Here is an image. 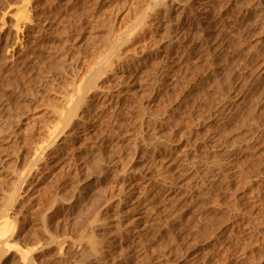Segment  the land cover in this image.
Here are the masks:
<instances>
[{"label": "rangeland", "instance_id": "rangeland-1", "mask_svg": "<svg viewBox=\"0 0 264 264\" xmlns=\"http://www.w3.org/2000/svg\"><path fill=\"white\" fill-rule=\"evenodd\" d=\"M2 214L0 264H264V0H0Z\"/></svg>", "mask_w": 264, "mask_h": 264}, {"label": "bare ground", "instance_id": "bare-ground-1", "mask_svg": "<svg viewBox=\"0 0 264 264\" xmlns=\"http://www.w3.org/2000/svg\"><path fill=\"white\" fill-rule=\"evenodd\" d=\"M24 8H25V9H24ZM24 8H23V9H24V12L26 13V15H28L27 11H25L26 8H28V7L25 6ZM23 9H22V10H23ZM22 10H21V11H22ZM147 10H148V9H147ZM147 10H146V11H147ZM152 11H153V10H152ZM24 12H21V13H23V14H21V15H19V14H17V13H16L17 15L15 14L17 17L20 16L18 19H16V18H17L16 16L14 17V18L17 20V24H18V23L20 24L19 21H21V20H23V21H24V20H27L26 17H25L26 15H25ZM153 12H154V11H153ZM18 13H19V11H18ZM154 14H155V13H153V15H154ZM22 15H25V16H22ZM202 15H204V14H202ZM147 16H149V15L146 14V16H145V14H144V17L142 18V20H141V21L137 24V26L135 27V33H136V32H137V33L135 34V33H134V30H132L133 32L131 31V32L129 33V37H131L132 35L135 34L136 39L139 37V38H142V39H141L142 41H143V39H144L143 37H146L145 40L148 42L147 46L150 45V47H152V48L154 49L153 46H154V44H156V43H154L155 40H152L151 37L148 38V37H149L150 35H152V34L149 33V34H150V35H149V34H148L149 31L147 32V29H148V28H149V29H153V28H152L153 26L150 27V24H148V25H149V27H148V26H147V22L145 23V19H147ZM27 17H28V16H27ZM22 18H23V19H22ZM20 19H21V20H20ZM206 19H207V18H206ZM28 20H29V18H28ZM28 20H27V21H28ZM148 20H149V19H148ZM28 22H29V21H28ZM28 22H27V23H28ZM21 23H24V22H21ZM149 23H150V22H149ZM151 23H152V22H151ZM19 24H18V26H17V28H16L17 31H18V30L20 31V28H21V27H19ZM161 24H162V23H161ZM24 25H25V24H24ZM152 25H153V24H152ZM154 25H155V24H154ZM159 26H160V25H159ZM147 27H148V28H147ZM155 27H156V26H155ZM155 27H154V28H155ZM146 28H147V29H146ZM22 30H23V29H22ZM19 31H18V32H19ZM156 31H157V30H156ZM18 32H17V34H18ZM15 33H16V32H15ZM164 33H165V32H164ZM166 33H167V32H166ZM153 34H154V33H153ZM156 34H157V33H156ZM148 35H149V36H148ZM162 36H164V38L162 37L163 39L161 38L163 41H164L166 38H167L166 40H169V39H168V37H169L168 35H166V36H165V35H162ZM139 38H138V39H139ZM154 38H155V37H154ZM154 38H153V39H154ZM138 39H137V40H138ZM145 40H144V41H145ZM158 40H160V39H158ZM128 41H129V40H128ZM160 41H161V40H160ZM160 41H159V42H160ZM169 41H170V40H169ZM169 41H168V42H169ZM173 41H174V40H173ZM147 42H146V43H147ZM159 42H157V43L159 44ZM171 42H172V40H171ZM146 43H144V44H146ZM172 43H173V42H172ZM158 44H157V45H158ZM169 46H170V45H169ZM145 47H146V46H145ZM158 47H159V46H158ZM170 47H171V46H170ZM147 49H148V47H147ZM149 49H150V48H149ZM144 50H146V48H144L143 51H144ZM159 50H160V49H159ZM169 50H171V48H169ZM153 54H154V53H153ZM150 56L152 57L151 54H150ZM157 56H158V55H157ZM104 59H105V58H104ZM145 59H146V58H145ZM101 60H102V59H101ZM147 61H148V60H147ZM99 62H100V61H99ZM161 62H162V61H161ZM166 66H167V65H166ZM162 67H163V66H162ZM167 67H168V66H167ZM169 68H170V67H169ZM166 69H167V68H166ZM163 70H164V68L162 69V71H163ZM162 71H161V72H162ZM165 73H167V72H165ZM132 76H133V75H132ZM127 77H128V76H127ZM161 77H162V75H161ZM165 77H166V76H165ZM132 81H133V80H132ZM77 85H78V84H77ZM74 86H75V85H74ZM78 86H79V85H78ZM75 87H76V86H75ZM79 87H80V86H79ZM79 89H81V88H79ZM79 89H76V90H79ZM79 91H80V90H79ZM75 92H76V91H75ZM87 93H88V92H87ZM75 94H76V93H75ZM77 94H78V95L80 94L81 99H82V95H81V93H78V91H77ZM77 94H76V95H77ZM84 94H85V92H84ZM76 95H74V97H76ZM78 95H77V96H78ZM70 97H71V95H70ZM71 98H73V97H71ZM78 98H79V96H78ZM81 99L79 98L78 100H81ZM84 99H85V98H84ZM84 99H82V100H84ZM67 100H68V99H67ZM69 101L71 102L70 104L72 105V101L74 102L75 100L73 99V100L71 101L70 98H69ZM69 101H68V102H69ZM70 104H69V106H70ZM69 106H68V107H69ZM75 106L78 107V105H75ZM68 107H67V108H68ZM71 107H72V106H70V109H71ZM67 108L65 109L66 112H67V110H68ZM73 108H74V104H73ZM75 108H76V107H75ZM70 109H69V111L67 112V113L69 114V116H68L67 114H65V113H66V112H65L64 114L67 115V116L65 117V115H62L63 117L61 116V119L65 117V118H66V121H67V120H68L67 118L69 117V120H70V117H71V115H70V114H71V113H70L71 110H70ZM72 110H74V109H72ZM72 112H73V111H72ZM58 114H59V113H58ZM61 114H62V112H61ZM65 118H64V120H65ZM71 119H72V118H71ZM69 120H68V121H69ZM60 121H63V119L60 120ZM55 129H56V128H54V130H55ZM52 130H53V129H52ZM56 130H57V129H56ZM50 131H51V130H50ZM49 133H50V132H49ZM49 133H48V134H49ZM52 133H54V132H52ZM52 133H51V134H52ZM55 134H56V132H55ZM55 134H54V135H55ZM50 136H52V135H50ZM255 136H256V135H255ZM58 137H59V134H58ZM253 137H254V136H253ZM256 137H257V136H256ZM52 138H53V136H52ZM55 138H56L55 140H57V136H55ZM251 138H252V137H251ZM52 140H53V139H52ZM52 142H53V144L55 143V141H52ZM49 144H50V143H49ZM53 144H52V145H53ZM209 146H210V145H209ZM234 147H235V146H234ZM50 148H51V147H50ZM37 149H39V148H37ZM234 149H235V148H234ZM211 150H212V149H211ZM229 150H231V149H229ZM240 150H241V149H240ZM35 151H36V150H35ZM36 152H39V151H36ZM44 152H45V151H44ZM44 152H42V153H44ZM47 152H48V151H47ZM231 152H232V150H231ZM227 153H228V152H227ZM229 153H230V152H229ZM236 153H237V152H236ZM35 154H37V153H35ZM45 155H46V154H45ZM45 155H43V156L46 157ZM198 155H199V154H198ZM201 155H202V154H201ZM226 155H227V154H226ZM38 157H39V156H38ZM230 157H231V155H230ZM233 157H234V156H233ZM233 157H232V158H233ZM199 158H200V157H199ZM201 158H202V159H201ZM201 158H200V159H201V162H202V160L204 159V160H203L204 164L206 163V164L210 167V170L212 169V173H214L213 171H215V169H214L215 167H216V169L219 168V167H217V166H218L217 164H218V162H219V159H218V158H219V154H218V153L205 154V155H203ZM227 158H228V157H227ZM227 158H226V159H227ZM196 159H197V158H195V160H196ZM200 159H199V160H196V162H197V161H200ZM227 160H228V159H227ZM227 160H225V162H226ZM201 162H199V163H201ZM203 162H202V163H203ZM225 162H224V163H225ZM230 163H231V162H230ZM204 164H203V165H204ZM207 165H206V166H207ZM216 165H217V166H216ZM208 166H207V167H208ZM220 166H221V165H220ZM222 168H223V167H222ZM222 168H221V169H222ZM36 169H37V168H36ZM204 169H205V168H204ZM207 169H208V168H207ZM207 169H206V170H207ZM223 169H224V168H223ZM34 170H35V168H34ZM208 170H209V169H208ZM210 170H209V171H210ZM35 171H36V170H35ZM204 171H205V170H204ZM219 171H220V170H219ZM221 171H222V170H221ZM36 172H37V171H36ZM207 172H208V171H207ZM210 172H211V171H210ZM215 172H216V171H215ZM217 172H218V170H217ZM223 172H224V171H223ZM223 172H222V173H223ZM31 173H32V172H31ZM31 173H30V174H31ZM205 173H206V171H205ZM219 173H221V172H219ZM224 173H225V172H224ZM27 175H28V174H27ZM206 175H207V174H206ZM30 176H31V175H30ZM25 183H26V182H25ZM22 185H23V184H22ZM128 185H129V184H128ZM164 185H165V184H164ZM166 185H167V184H166ZM130 186H133V184L129 185V188H130ZM200 188H201V187H200ZM124 189H125V188H124ZM126 189H127V188H126ZM130 189H132V187H131ZM128 191H129V189H128ZM144 191H145V190H144ZM152 194H153V193H152ZM152 194H151V195H152ZM154 194H155V193H154ZM140 195H142V196H140V197H142L141 199H143V198L145 197L143 194H140ZM153 199H154V198H153ZM119 203H120V202H119ZM53 206H54V205H53ZM50 209H51V208H50ZM96 212H97V211H96ZM96 212H94V213H96ZM94 213H93V214H94ZM4 214H5V213H4ZM4 214H2V219L0 220V245H1V246H2V245H6L7 247H9V245H10L9 242H10V241L8 242L9 239H7V238H8V234H10L11 230H15V228L13 229V226H12V223H11L12 221L10 222V219H9L8 216L5 215V216L3 217ZM102 214H103V213H102ZM7 215H8V214H7ZM95 215H96V214H95ZM98 215H99V214H98ZM89 216L91 217V215H89ZM99 216H101V215H99ZM0 217H1V216H0ZM90 217H88V218H90ZM138 217H139V216H138ZM103 218H106V217H103ZM101 219H102V218H101ZM101 219H100V217H97V216H96V218L94 217V220H91V219L89 220V221H92V223H93V224L91 223V230H92V231H91V230H88V231L91 232V235H93V233H96V231H98L100 228L102 229V227H105V225H106L105 222H106L107 220L103 219V220L105 221V222H104L103 220L101 221ZM112 219H113V218H112ZM140 219H141V218H140ZM85 221H88V220H85ZM113 221H114V220H113ZM113 221H112V222H113ZM103 222H104V223H103ZM84 223H85V222H84ZM84 223H83V224H84ZM85 224H86V223H85ZM89 224H90V223H89ZM104 224H105V225H104ZM113 224H114V223H113ZM13 225H14V223H13ZM114 225H115V224H114ZM148 225H149V223H148ZM11 226H12V229H11ZM106 226H108V223H107ZM110 226H111V224H110ZM88 227H89V226H88ZM123 227H124V226H123ZM80 228H82V227H80ZM85 228H86V226H85ZM85 228L83 227L82 229H85ZM144 228H145V226H144L142 223H138V224H137V228H136V229H137V230L139 229V232H140V230L142 231ZM89 229H90V228H89ZM103 229H104V228H103ZM78 230H79V229H78ZM85 231H86V230H85ZM88 231H87V233H88ZM101 231H102V230H101ZM80 232H81V231H80ZM80 232H79V233H80ZM82 232H83V230H82ZM99 232H100V230L98 231V233H99ZM11 233H12V232H11ZM87 233H85V234H87ZM103 233H104V232H103ZM103 233H102V234H103ZM89 234H90V233H89ZM89 234L86 235L87 237H85L84 239H82L83 242H87L86 244L88 245V247H90V251H89V248H88V251L90 252V254H89V252H87V253H88L87 255H92V256H94V258H96V259H94V260H96L95 262L98 261L99 263H101L100 260H102V258H103V257H106L108 254L106 253L107 255H105V253H104L103 250H102V251H103V254L101 253L102 251H99L100 249H102V248H99V246L101 245V243H100V245L98 246L99 243H97L96 240H95V238H94L93 236H90ZM96 234H97V233H96ZM82 235H83V234H82ZM9 236H10V238H11V234H10ZM75 236H76V235H75ZM83 236H84V235H83ZM88 236H89V237H88ZM94 236H95V234H94ZM105 236H106V235H105ZM137 236H138V235H137ZM73 237H74V236H73ZM78 237H80V236H78ZM97 237H98V235L96 236V238H97ZM80 238H81V237H80ZM99 238H100V237H99ZM99 238H98V239H99ZM6 239H7V240H6ZM74 239H75V237H74ZM10 240H12V239H10ZM82 240H81V241H82ZM101 240H102V238H101ZM64 241H65V240H64ZM74 241H75V240H73V242H74ZM101 242H102V241H101ZM11 243H12V242H11ZM64 243H65V242H64ZM1 246H0V248L3 249V246H2V247H1ZM10 246H11V247H14L13 243H12V245H10ZM79 246L81 247V245H79ZM85 246H86V245H85ZM7 247H5V248H7ZM15 247H16V246H15ZM15 247H14V248H15ZM86 247H87V246H86ZM100 247H101V246H100ZM9 248H10V247H9ZM82 248H83V247H82ZM78 249H79V248H78ZM86 249H87V248H86ZM10 250H12V249L10 248ZM27 250H28V249H27ZM27 250H25V251H27ZM104 250H105V249H104ZM20 251H21V250H20ZM78 251H79V250H78ZM85 251H86V250H85ZM117 251H118V250H117ZM119 251H120V250H119ZM3 252H6V249H5V251H3ZM9 252H10V251H8L7 254H9ZM22 252H24V250H22ZM81 252H82V251H81ZM121 252H122V250H121ZM26 253H28V252H26ZM29 253H30V252H29ZM29 253H28V255H29ZM31 253H32V252H31ZM5 254H6V253H5ZM18 254H19V253H18ZM110 254H111V253H110ZM128 254H129V253H128ZM20 255H21V254H20ZM24 255H25V254H24ZM24 255H23V256H24ZM84 255H86V253H85ZM124 255H125V254H124ZM129 255H130V254H129ZM21 256H22V255H21ZM25 256H27V255H25ZM76 256H77V254H76ZM80 256H81V255H80ZM92 256H90V258H92ZM109 256H110V255H109ZM77 257H78V256H77ZM111 257H112V256H111ZM126 257H127V256H126ZM6 258H7V257H6ZM22 258H23V257H22ZM84 258H85V257H84ZM84 258L82 257L83 260H84ZM113 258H114V257H113ZM24 259H25V258H24ZM86 259H87V258H86ZM88 259H89V258H88ZM115 259H116V258H114V260H115ZM83 260H81V262H82ZM116 260H117V259H116ZM76 262H77V261H76ZM76 262H75V264H77ZM106 262H107V261H106ZM64 263H65V262H64ZM78 263H79V262H78ZM82 263H83V262H82ZM103 263H105V262H103ZM109 263H110V262H109ZM69 264H70V263H69ZM83 264H85V263H83ZM86 264H87V263H86ZM95 264H96V263H95ZM101 264H102V263H101Z\"/></svg>", "mask_w": 264, "mask_h": 264}]
</instances>
